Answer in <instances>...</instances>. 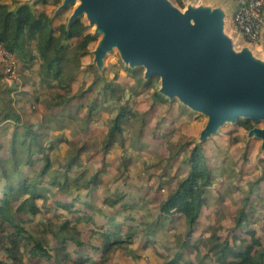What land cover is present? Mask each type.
Masks as SVG:
<instances>
[{"label": "trees", "instance_id": "trees-1", "mask_svg": "<svg viewBox=\"0 0 264 264\" xmlns=\"http://www.w3.org/2000/svg\"><path fill=\"white\" fill-rule=\"evenodd\" d=\"M59 1L41 0L36 5L55 6ZM175 1L181 4V0ZM17 5L15 2L14 7L11 8L6 1L0 0V43L13 55L14 61L20 64L18 71L20 72L22 69L31 68L36 58L32 53L31 43L36 41L37 57L40 60L37 69L40 83L54 86L52 81L55 80V84L63 89L62 93H56V100L52 105H58L63 100L81 98L92 86L101 82L94 78L88 87L78 93H72L71 84L82 67V58L95 41L81 20H76L66 29L64 22L53 25L44 9L36 8L32 12L26 5L19 7ZM262 11L264 12V0ZM113 77L116 79L117 75L114 74ZM137 80L141 82L140 77ZM153 85H155L153 78L147 84H142L143 87L152 89ZM101 88L103 96L107 93L110 97L117 95L118 88L120 91L123 90L111 82L103 83ZM15 89L16 87H3L0 90V102L3 105L0 108V150L6 146V155H0V226L5 224L13 228V231L8 233L11 248L6 249L10 254L13 250H17L18 243L22 240L25 243H31L30 258L43 257L47 264H66V262L84 264L92 260V256L97 252L100 253L97 261L104 263L110 253L124 245L135 243L138 237L143 238L144 243H147L151 235L163 226L166 227L171 214L184 219V233L175 235L174 239H176V247L185 250L189 237L197 229V218L201 207L211 199L215 202H220L226 197L233 199V187L227 184L226 192L221 195L211 192L213 190L211 186L217 175L208 165L203 145H193L189 140L180 144L176 152V155H181L180 162L183 163L185 171L182 172L178 167L175 175L169 177L168 182L171 184L168 186L167 183L165 194L158 202L155 217L150 222L141 220L139 224L137 221L132 222L130 216L125 219L117 218V213L131 207L127 202H122L123 193L106 194L101 198L99 205L93 204L84 196L86 197L91 190V185L94 188L99 185L100 181L97 176L92 174L86 177L83 173L75 175L68 173L83 153L84 143L77 148L74 147L68 158L59 164L56 169L61 170L59 175L52 174L47 178L50 175L51 163L48 156L42 154L45 148L50 149L52 145L51 143L44 145L42 140L37 139L38 136L45 135L40 131L42 127L39 124L35 127L34 123L23 121L13 110L10 105L12 104L10 93ZM19 91L23 95L27 93L23 89ZM152 96L163 101L155 93H152ZM96 100L100 103L97 97L86 103L87 113L82 117L86 125L88 118L96 108ZM80 106L81 104L78 105ZM65 110L63 107V111ZM130 113L132 111L123 105L118 108L114 117L110 118L108 129L102 140L104 141L101 145L102 150L112 144L114 135H121L123 123L129 120ZM76 114L77 110L70 116L73 117ZM61 117L64 116L61 114ZM61 119L63 118H60V122ZM237 123L245 130L254 125L253 121L240 118ZM236 141H238L237 137ZM67 142L70 145L73 144L71 141ZM185 148H189L188 152H185ZM39 160L41 164L37 169L33 168ZM26 165L32 168L31 175L19 169L20 166ZM17 173L18 176L14 177ZM80 179H83L85 183H80ZM263 179L264 174H261L255 180L239 185L237 190L241 195L235 200L238 207L233 216V226L226 229V235L223 238L219 235L221 226L213 225L207 227L209 236L205 240L193 244L197 251L199 244H203L207 251L206 255L213 256L214 264H264V236L256 234V229L251 227L248 218L252 216V212H257L259 218H264L262 207L251 206V198L259 194L260 182ZM164 186L159 185L157 189H164ZM80 190L85 191L83 197L80 195ZM48 196L52 197L51 204L54 207H61L67 212L73 211L77 214L76 222H70L67 219L63 223H58V229L52 232L55 245L50 248L45 247L41 241L35 240L22 225L17 223L15 216L9 213L27 211L34 215L42 209L52 210L53 205L46 202ZM37 199L41 200V205L35 203ZM261 201L264 202V200ZM78 204L83 207H77ZM102 206L112 209V214L103 211ZM95 213L103 216L104 221L96 223ZM82 221L92 224L91 231L98 232L101 245H95L79 238L78 224ZM261 228L264 229V225H261ZM69 243L75 247V250L69 249ZM180 252L177 251L175 255L178 256Z\"/></svg>", "mask_w": 264, "mask_h": 264}, {"label": "rangeland", "instance_id": "rangeland-1", "mask_svg": "<svg viewBox=\"0 0 264 264\" xmlns=\"http://www.w3.org/2000/svg\"><path fill=\"white\" fill-rule=\"evenodd\" d=\"M4 1H6L11 8H13L16 0ZM172 1L179 8H184L186 4H205L211 7L222 6L226 10L224 31L233 40L235 48L239 49L243 43H248L251 45L256 55L261 56L264 54V27L262 29L263 32H261V36L255 41H248L234 28L232 16L237 10L241 0H181V4L174 0ZM35 7L37 9H44V11L51 16L55 6L36 5ZM70 9L56 15L52 24L57 25L62 22L65 23L66 18L70 13ZM80 20L87 26V21L84 18ZM91 29L92 28L90 26H87L88 32H90ZM95 41L90 45L89 49L95 45ZM37 48L36 41L32 42L31 49L36 58L32 63L31 68L22 69V71L18 72L20 64L13 60L17 71V76L15 78H4L2 76V68L0 66V90L3 87H16V89L12 90L10 93V96H12V104L10 103V105L13 110L16 111L23 121H30L31 123H34V126H38L37 124H39V126L42 127L40 131L45 133V135L38 136L37 139L42 140L44 145L51 143L52 148H45L42 154L47 155L51 163V170L49 172L50 175H48L47 178L52 174L59 175L61 170H56L59 167V164L68 158L69 154L73 152L74 147L77 148L79 145L84 143L85 148L83 149V153L72 165L68 173L71 175L83 173L86 177L95 174L100 183L95 188L91 185V190L87 193L86 197L84 196L85 191L80 190V195L91 200L93 204L99 205L101 198L104 195L112 192H116L117 194L123 193L124 197L122 202L132 203L134 206H131L126 211H120L117 213V217H123L128 212L131 213L134 218L137 214H141L147 219L152 217V215L154 216V205L151 204V201L154 200L151 199L153 197H158L159 193L164 194V192H162L163 190L157 192L155 187L156 185L164 186L167 181V176L164 174H158V176L156 174H141L142 169L140 168L139 158L136 157V159H133L131 156L141 155V152L138 151L139 147H136L141 145L145 148L143 149L147 155H144L145 158L150 156V154H153L156 150H158L157 153H160V155L156 156V168L159 173L164 171L165 173L175 174L177 167H179L182 172L185 171L183 163L178 161L180 155L176 157V152L179 146H177V144H173V142L177 143V137L182 135L184 138L180 144L184 143V140H192L196 136L202 118L193 115L188 117L187 121L185 120L181 124L180 129L176 128L169 132L168 137H170V139H164L166 134L160 135L159 137L161 138H151V136L156 132V130H154L156 122L151 123V126H149V118L151 115L150 105L152 103L150 102V99L152 98L157 78H153L155 82L153 89L143 87L142 84L147 83H143L142 81L139 83L137 80L142 75V69L139 68L132 72L125 70L119 62L115 51L110 52V54L105 58V69L103 72L104 79H100L101 82L96 83L89 91H86L81 99H73L72 101H69V103L65 102L64 105L69 106V109L62 111L60 107L63 106V103H61L60 107L50 104L55 102L53 95L58 92H63V89L59 88L55 84V80L52 81L54 86H49L48 84L40 83L39 81L37 69L40 60L37 57ZM89 62V55H84L82 58V67L73 80L72 90L76 93L88 87L93 79L96 78V71L88 64ZM114 74L117 75L116 79L113 77ZM105 82L114 83L116 87H123V90L120 91L118 88V93L114 98L110 97V99L108 98L103 101V91L101 87ZM20 89L26 90L27 93L23 95L19 91ZM94 97H97L98 100L102 101L99 103L96 100V108L88 118L93 121H90L87 125L83 123L82 117L87 113L86 105L82 107L79 112H77L76 116H70L74 113V106L81 103L82 100H84L83 103H86ZM123 105L127 106L129 110H132V113L128 115L129 121L127 120L126 123H123L122 133L125 136L122 138L119 135H114L112 144L106 147L105 150H102L103 147H101V145L104 142L102 140L108 129L109 120L114 116L117 108ZM2 106L3 105L0 102V108ZM181 110L182 109L179 108L176 116H178V113ZM143 111H145V114H142ZM166 112L167 110H164L163 113ZM61 114L64 117H61ZM133 115L136 116L132 118ZM53 117L54 119L51 121ZM60 118L67 119H63V122L60 123ZM141 120L143 125H140ZM88 128L91 129L90 132ZM138 129H141L142 132L139 136H136L135 132ZM245 132L246 130L238 123H235L234 125H227L222 128L212 140L206 143L204 142L203 145L205 156L208 159V165L218 177L214 180V184L211 186L214 188L213 190H216L221 195L223 192H226V184L233 187L232 200L226 197V199L220 202H212L213 206L218 207L216 210H219V207L224 209L218 217L219 224L221 225L219 233L221 238L226 235V229L233 226L232 219L238 207L235 200H237L241 195V193L237 190L239 189V185H244L246 182L253 181L261 174H264V159L262 160L257 157L259 142L255 139L246 142L244 138ZM236 137L238 138V141H236ZM57 140H63L64 143H58ZM66 141H71L73 144L70 145ZM131 144L133 146H131ZM146 144H148V146H146ZM131 147L136 151H128L129 155L127 156L131 157V161L128 165H126L125 162H120L118 158H121L122 154L125 155L126 150ZM188 150L189 148H185V152H188ZM0 155H6V146L0 150ZM39 155L40 154H38V156ZM147 159L149 160V157ZM133 163L138 164L140 169L135 168ZM40 164L41 161L39 160L33 168L37 169ZM125 166H127L129 174L127 176H124L123 174V171L126 168ZM144 168H146V166H144ZM19 169L22 172H26L27 175L32 174V168H30V166H20ZM15 176H18V173L15 174L14 177ZM151 180H154L156 183L151 182ZM80 181V183H85L83 179H80ZM170 184L171 182H168V186ZM260 185L261 188L259 189V194L251 198L252 204L249 203V205L251 204L253 207H262V209H264V202L261 201L264 200V179L261 180ZM55 196L57 198L59 197V195ZM46 202L53 205L51 204L52 197L48 196ZM35 203L41 205L42 202L37 199ZM76 206L80 208L83 207L79 204ZM9 213L15 216L17 223L22 225L28 234H30L35 240L41 241L45 247L49 248L55 245V238H53L52 232L58 229V223H63V221L67 219L70 222H76L75 217L77 215L73 211L67 212L65 209L59 207H54L52 210L47 211L42 209L34 215L27 211L16 212V214L11 212ZM206 214L207 212H202L204 220L210 221V216ZM248 218L250 219L251 227L256 229V234L264 236V229L261 228V225H264V218H259L257 212H252V216H249ZM94 220L96 223H100L104 219L99 218L98 213H95ZM135 220L138 222L140 218L137 217ZM174 221L177 226L179 223H177L175 217H172V223H174ZM78 228L79 238L84 241H89L95 245H101V237L98 232L95 230L94 232L91 231L92 224L84 223L82 221L78 224ZM172 230L173 228H170L169 231L171 232ZM12 231V226L10 227L5 224H3L2 227L0 226V264H47V261L43 257H29V249L31 246L30 242L25 243V241H19L17 250H13L12 254H10L6 249L11 248L8 233ZM161 241L162 239L160 242ZM136 243H138V245L133 243L116 249V251L108 255V258L104 261V263L97 261L100 255V253L97 252L92 256V260L84 264H167V262H170V264H201L198 261L197 256L190 251L184 252V257L174 259L172 257L173 249L167 251L165 248L167 244L169 246L172 242L167 241L164 245H160V247L164 250V253L162 254L156 253L155 249L151 247L142 248L139 241H136ZM133 247L136 249L134 254L131 250ZM162 248H160L161 251ZM69 249L75 250V247L69 243ZM129 250H131V252H129ZM189 258L192 259V261H190ZM203 259L204 261L202 264H213L214 262L212 255L204 257ZM66 264L71 263L66 262Z\"/></svg>", "mask_w": 264, "mask_h": 264}, {"label": "water", "instance_id": "water-1", "mask_svg": "<svg viewBox=\"0 0 264 264\" xmlns=\"http://www.w3.org/2000/svg\"><path fill=\"white\" fill-rule=\"evenodd\" d=\"M41 0H16L32 12ZM175 1V0H174ZM71 8V9H70ZM70 9L68 29L84 18L95 45L88 49L89 65L104 79L105 58L115 51L124 69H142L140 80L156 77L158 97L176 101L202 118L194 145L211 140L238 119L254 125L245 141L258 140L264 159V54L248 43L235 48L225 33L222 6L186 4L172 0H60L50 20Z\"/></svg>", "mask_w": 264, "mask_h": 264}, {"label": "crops", "instance_id": "crops-1", "mask_svg": "<svg viewBox=\"0 0 264 264\" xmlns=\"http://www.w3.org/2000/svg\"><path fill=\"white\" fill-rule=\"evenodd\" d=\"M64 12V11H63ZM62 13V12H61ZM60 14V13H59ZM263 27H264V25H263ZM263 27H262V29H263ZM263 32V31H262ZM89 64V63H88ZM126 70V69H125ZM128 71V70H127ZM130 72V71H129ZM4 79V78H3ZM6 81H8V80H6ZM72 85H73V83L71 84V88H72ZM121 88H123V87H121ZM59 93V92H58ZM62 93V92H61ZM72 93H74V91L72 90ZM103 95V94H102ZM54 96V98L56 97V93L53 95ZM82 98V97H81ZM81 98H72V99H70L69 101H72L73 99H81ZM110 99V96L108 97V95H107V93L106 94H104V96H103V101L105 100V99ZM114 98V97H113ZM163 101H160L159 99H157V98H154L153 96H152V98L150 99V102H152L151 103V105H150V108H151V115H150V118H149V121H150V125L149 126H151V123H153V122H156L155 124V126H154V130H156V132H155V134L154 135H152L151 136V138H156V137H158V138H161V137H159L160 135H162V134H166V137L164 138L165 140L166 139H170V137H168V135H169V132L171 131V130H173V129H176V128H179L180 129V127H181V124L186 120L187 121V119H188V117H190V116H197V115H195V114H192V113H190L188 110H186L185 108H183V107H181L176 101H167V100H165V99H163V98H161ZM56 100V99H55ZM85 100H87V99H85ZM69 101H65V100H63L61 103H63V106H61V103L60 104H56V106H58V107H60V109L63 111V107H65V109L67 110V109H69L68 107L69 106H66V105H64L65 104V102L66 103H69ZM83 101L84 100H82L81 101V103H78L76 106H74V111H76L77 110V112H79V110L82 108V107H84L85 105H86V103H88V102H86V103H83ZM100 102L102 101V100H99ZM178 105H176V104ZM79 104H81V106L80 107H78V105ZM50 105H52V104H50ZM120 107V106H119ZM118 107V108H119ZM118 108H117V110H118ZM179 108H181L182 110L178 113V116H176L177 115V111L179 110ZM65 110V111H66ZM131 110V109H130ZM164 110H167V112L166 113H163L164 112ZM73 111V112H74ZM86 111H87V106H86ZM132 111V110H131ZM117 112V111H116ZM116 114V113H115ZM114 114V115H115ZM142 114H145V111H143L142 112ZM189 115V116H188ZM136 115H133V117L132 118H134ZM114 117V116H113ZM157 117H158V120H157ZM197 117H199V116H197ZM54 119V117L51 119V121ZM64 120L65 119H67V118H63ZM60 121V120H59ZM90 121H93V120H89L88 119V123L90 122ZM129 121V120H128ZM61 122H63V120L61 121ZM60 122V123H61ZM87 123V124H88ZM159 124V125H158ZM201 124V123H200ZM140 125H143V122H142V120H141V122H140ZM122 129H123V126H122ZM199 129H200V127H199ZM199 129H198V131H197V133H196V136H197V134H198V132H199ZM88 130H89V132L91 131V129L90 128H88ZM141 132H142V130L140 129H138V130H136V136H139L140 134H141ZM186 132H188V131H186ZM116 135H119V136H121L122 138H124V134L123 133H121V135L120 134H116ZM195 136V137H196ZM120 137V138H121ZM129 137H130V135H129ZM194 137V138H195ZM183 138H184V136L182 135V136H180V137H177V143H174L173 142V144H177V146H179V144L183 141ZM193 138V139H194ZM214 138V137H213ZM212 138V139H213ZM141 139V138H140ZM149 139V138H148ZM193 139L191 140L192 141V143H193V145H194V142H193ZM211 139V140H212ZM134 140V139H133ZM138 141H139V139H138ZM170 141V140H169ZM184 141H186V140H184ZM187 141H189V140H187ZM210 141V140H209ZM57 142L58 143H64V141L62 140H57ZM67 142V141H66ZM206 142H208V141H206ZM205 142V143H206ZM132 143V142H131ZM59 145V144H58ZM201 145H204V143H202ZM131 146H133L132 144H131ZM146 146H148V144H146ZM136 147H139L138 148V151L139 152H141V155H132L131 157H133V159L135 158L136 159V157L137 158H139V163H140V168L143 170H141V174H144V173H147V174H150V175H153V174H156L157 176H158V174L159 175H162V174H164L165 176H167V181L165 182V190L164 189H157V187L159 186V185H156V187H155V190L157 191V192H160L161 190H163L162 192H164V194H165V191H166V186H167V183H168V181H169V177L170 176H172V175H175V174H169V173H165L164 171H162V172H158V169L156 168V165H157V161H156V156L157 155H160V153H157V151L158 150H156V151H154L153 152V154H150V156H148L149 157V160L147 159V158H145V156H147L146 154H145V152L143 151V149H145L144 147H142L141 145H139V146H136ZM129 150H131V151H136V150H134L132 147L129 149L128 148V150H126V154L124 155V154H122L121 155V158H118L119 160H120V162H122L123 161V163L125 162V164L126 165H128L129 164V162L131 161V157L130 156H127V155H129V153H128V151ZM145 155V156H144ZM179 155V154H178ZM178 155H176V157L178 156ZM174 158V157H173ZM180 158H181V155L179 156V158H178V161H180ZM117 163V162H116ZM134 164V167L135 168H138V169H140L139 168V165L138 164H135V163H133ZM118 166V165H117ZM144 166H146V168H144ZM126 168H125V170L123 171V174H124V176H127V175H129L128 174V171H127V166H125ZM178 168V167H177ZM177 170V169H176ZM176 170H175V172H176ZM153 172H155V173H153ZM139 176V175H138ZM137 176V177H138ZM216 178H218V177H216ZM151 182H154V183H156L154 180H151ZM151 186V185H150ZM213 188V187H212ZM214 189V188H213ZM214 191H216V190H212L211 192H214ZM216 193L218 194V192L216 191ZM164 194H161V193H159L158 194V197H153L151 200H154V201H151V204L152 205H154V209H153V214H154V216L152 215V217H149L148 219L145 217V216H143V215H141V214H137V216H135V218H137V217H139L140 218V220L138 221V222H140L141 220H143V221H145V222H150L154 217H155V214L157 213V211H158V202L160 201V199L162 198V196L164 195ZM147 202H149V201H147ZM211 202V203H210ZM212 202H214V200H209L208 201V203L207 204H204L202 207H201V210H200V214H199V216H198V218H197V222H198V226H197V229H195V231L193 232V234L189 237V243L188 244H186L185 245V250H182V249H180V248H178V247H176V239H174V237H175V235H177V234H183L184 233V227H185V222H184V219L183 218H181V217H179L178 215H176V214H171L170 216H169V221L167 222V224H166V227L164 228V226H163V228H160L155 234H153V235H151L150 236V239H147V243H144V241H143V238H141V237H138V239H137V241H139L140 243L139 244H141V246H142V248H145V247H151V248H154L155 249V251H156V253H164V250H163V248L162 247H160V245H164L167 241L168 242H172V244L171 245H169L168 246V244L165 246V248L167 249V251H170V250H172L173 249V251H172V257L174 258V259H179L180 257H184V252H186V251H190V252H193L196 256H197V259H198V261L202 264V262L204 261V257H209V255L207 256L206 254H207V251H206V248H205V246L203 245V244H199V246H198V251H197V248H194L193 246V244H195V243H198V241H200V240H205L206 239V237H208L209 236V230L207 229V227L209 228L210 226H213V225H220L219 224V216H220V214H221V212L224 210V209H222L221 207H219V210H216L218 207H215V206H213L212 205ZM128 204H130L131 206H134V204H132V203H128ZM59 208H61V207H59ZM102 210L103 211H106V212H108V213H110V214H112V212H113V210L112 209H110V208H108V207H106V206H102ZM128 210V209H127ZM202 212H207V214L206 215H209L210 216V218H211V220L210 221H206V220H204V217L202 216ZM235 215V214H234ZM128 216H130L131 218H132V222H134V221H136L135 220V218H134V216L133 215H131V213H126L124 216H123V218L120 216V217H117V214H116V217L117 218H119V219H125L126 217H128ZM202 218H201V217ZM212 216V217H211ZM99 218H103L104 219V217L103 216H101V215H99L98 216ZM172 217H175V220L177 221V223H179V224H177V226H176V223H175V221H174V223H172ZM104 221V220H103ZM232 221H233V219H232ZM102 222V221H101ZM137 222V223H138ZM139 224V223H138ZM173 224V225H172ZM171 225V226H170ZM221 226V225H220ZM170 228H173V230L170 232L169 230H170ZM139 235H141V234H139ZM162 239V241L160 242V240ZM185 239V238H184ZM149 240H151V241H149ZM175 241V242H174ZM175 243V244H174ZM134 244H137L138 245V243H134ZM160 248H162V251H161V249ZM132 250V253L134 254V252H136V249L133 247V249H131ZM130 250V251H131ZM177 251H181L180 252V254L178 255V256H176L175 255V253L177 252ZM136 254H139V253H136ZM189 260L190 261H192V259H190L189 258ZM167 264H170V262H167ZM214 264V263H213Z\"/></svg>", "mask_w": 264, "mask_h": 264}, {"label": "built area", "instance_id": "built-area-1", "mask_svg": "<svg viewBox=\"0 0 264 264\" xmlns=\"http://www.w3.org/2000/svg\"><path fill=\"white\" fill-rule=\"evenodd\" d=\"M263 0H241L232 16L235 30L248 41H255L261 36L264 25ZM0 66L4 78L17 76L13 55L0 43Z\"/></svg>", "mask_w": 264, "mask_h": 264}, {"label": "clouds", "instance_id": "clouds-1", "mask_svg": "<svg viewBox=\"0 0 264 264\" xmlns=\"http://www.w3.org/2000/svg\"><path fill=\"white\" fill-rule=\"evenodd\" d=\"M14 60V59H13Z\"/></svg>", "mask_w": 264, "mask_h": 264}]
</instances>
